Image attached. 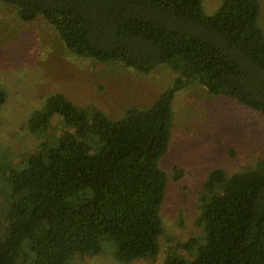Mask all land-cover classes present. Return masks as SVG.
<instances>
[{"label":"trees","instance_id":"trees-1","mask_svg":"<svg viewBox=\"0 0 264 264\" xmlns=\"http://www.w3.org/2000/svg\"><path fill=\"white\" fill-rule=\"evenodd\" d=\"M260 0H222L206 14L202 0H0L18 18H43L72 54L148 74H175L148 106L119 119L47 96L29 115L32 134L61 132L24 163L0 155V264H69L75 253L112 248L117 260H154L162 235L159 210L168 175L159 168L174 127L172 101L192 84L264 117V32ZM6 92L0 89V107ZM5 156V155H4ZM199 238L185 243L192 259L164 264H264V158L228 173L211 170L199 190Z\"/></svg>","mask_w":264,"mask_h":264},{"label":"rangeland","instance_id":"rangeland-1","mask_svg":"<svg viewBox=\"0 0 264 264\" xmlns=\"http://www.w3.org/2000/svg\"><path fill=\"white\" fill-rule=\"evenodd\" d=\"M221 2L202 0L204 13H214ZM259 3L257 23L264 32V0ZM174 77L164 66L143 74L117 63L76 56L43 18L25 23L15 7L0 3V89L6 92L0 107L2 161L8 166L24 163L37 146L57 141L61 126L56 117L55 138L32 134L26 127L31 112L45 111L46 98L52 93L65 94L79 107L94 105L119 119L129 106L150 105ZM171 108L174 127L168 151L158 165L168 175L175 167L182 175L177 181L169 179L165 189L155 259L124 263L115 258L112 248H105L96 255L75 253L69 264H164L172 254L194 258L196 251H186L184 246L200 236L198 197L208 173L216 168L232 173L264 158V117L258 112L210 95L198 84L176 93Z\"/></svg>","mask_w":264,"mask_h":264}]
</instances>
